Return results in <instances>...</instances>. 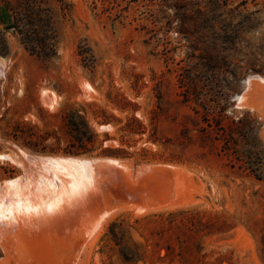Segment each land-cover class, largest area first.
Listing matches in <instances>:
<instances>
[{
    "label": "rangeland",
    "instance_id": "374dc122",
    "mask_svg": "<svg viewBox=\"0 0 264 264\" xmlns=\"http://www.w3.org/2000/svg\"><path fill=\"white\" fill-rule=\"evenodd\" d=\"M219 1L210 25L240 34L226 65L201 73L200 51L189 57L171 0H0L10 14L0 21V205L11 207L13 192L26 205L58 180L78 189L75 201L96 193L91 222L64 206L72 217L48 250L59 264H264V159L248 154L254 143L264 154V0ZM30 16L39 54L27 35ZM187 75L217 76L225 90L197 96ZM208 108L228 116L224 127L246 114L253 120L247 139L236 135L241 157L201 140ZM72 112L96 134L89 153L66 152ZM75 157L107 168L98 184L76 188V177L47 160ZM113 221L119 244L106 235ZM4 228L0 264H32L25 231Z\"/></svg>",
    "mask_w": 264,
    "mask_h": 264
},
{
    "label": "trees",
    "instance_id": "16d2710c",
    "mask_svg": "<svg viewBox=\"0 0 264 264\" xmlns=\"http://www.w3.org/2000/svg\"><path fill=\"white\" fill-rule=\"evenodd\" d=\"M156 1L161 5H165L169 0H151ZM171 6L175 10L176 18L179 16L183 19L181 34L189 41L192 54L189 55L190 58H193V53L195 51H200V54L197 56L199 59L198 64L194 68H200L201 73L205 72H215L219 70L223 65H226L228 54L227 51L232 49L235 45V42L239 36L238 30H233L232 33H227L224 31H219L213 29L211 26L216 20L215 18L220 16L222 10V5L219 0H171ZM184 4V5H182ZM124 9V11H127ZM72 4L67 8L68 11H71ZM7 18H10L8 10L3 8L0 5V21L3 23L6 22ZM32 17L26 18V25L28 26L29 39L34 42V51L39 54L41 50L40 44L42 43L40 32L34 31L33 27L35 24L31 21ZM211 24V25H210ZM188 25V27H185ZM210 26V31L203 32L204 26ZM9 26V25H8ZM12 26H15L13 23ZM196 29H193L195 28ZM195 37L194 39H192ZM188 86L194 94L201 96L202 93L206 91L215 90L216 92H223L225 90L224 85L222 84L219 77L213 79L206 78L205 80L196 81L191 78L190 75H187ZM197 88H200V91H196ZM217 89V90H216ZM199 99V98H198ZM189 102V99L185 100ZM196 114H199L195 111ZM203 117H209L210 119L206 120L207 127L204 129H196L199 132V137L203 141L209 140L210 143H222L221 149L225 155L229 156L230 154H236L241 157L240 150L238 149V137L241 136L243 139H247V133L253 130L252 119L249 115H244L238 120H232V125L224 127L222 121L227 118L223 111L213 112L209 108L203 114ZM195 120V119H194ZM65 126L69 133L70 144L66 149L67 153L70 154H85L93 151V145L95 143L96 134L92 130L87 118L84 115L79 113H70L65 117ZM190 132L189 129H185L183 135L188 136ZM238 137L236 138V135ZM258 143L251 146L248 154L255 160L262 161L264 156L262 151H256L255 148H258ZM248 156V155H247ZM239 157V158H240ZM240 160V159H238ZM242 161V159H241ZM258 179H261V175H255ZM119 226L117 221H113L106 233L111 240L115 241L117 244L120 242V237L116 232V228Z\"/></svg>",
    "mask_w": 264,
    "mask_h": 264
},
{
    "label": "bare ground",
    "instance_id": "6f19581e",
    "mask_svg": "<svg viewBox=\"0 0 264 264\" xmlns=\"http://www.w3.org/2000/svg\"><path fill=\"white\" fill-rule=\"evenodd\" d=\"M28 157H30V156H28ZM47 160H49V163H51V165H53L56 168L55 169L56 172L60 173L61 170H64V171L67 170L66 173L69 177L70 176L76 177V179H78L77 180L78 185L76 188L81 187L84 189L92 183L98 184L97 180L100 177H103L104 171L107 170V168L105 169L103 165H100V163H98V161L95 162V160H92V159L75 157V158H56V160L55 159H53V160L47 159ZM59 164H61L63 167L61 165L60 166L62 168L60 166H58ZM64 166L68 167V168L66 169V168H64ZM58 173H57V175H60ZM63 173L65 174V172H63ZM58 179H56V180H58ZM61 182H62V180L61 181L58 180V182L56 183L57 185H54V183H52L53 187L48 186V184H46V182H43L46 184L42 188L44 190V195L43 194H42L43 196L41 194H40V196L38 195L40 198L38 197L37 199H31L30 198L31 200L29 202L27 199V201H25V203L28 202L26 205H22L21 199L18 201V196L16 197L15 192H13V187L16 183L14 185L12 183L6 184L9 188L8 191H12L14 195L8 193L11 196H8L7 198L12 197L11 200L9 199V202L12 204L11 207H8V209L7 208L4 209L0 205V235H2L3 232L6 230L5 228H4V230H2L1 228L6 227L7 225H9V223H11V225H14V226L16 223L19 224V226L26 233V235H24V236L27 237L30 242H32V245L30 244L32 249H33L32 252H30L27 249V251H28V252H26L27 256L25 255L26 257H28V259H31L30 261H32V264H59L58 260H56L54 253L52 252L53 256H50V253L48 251V250H51V248H52L51 247L52 241L50 242V240H49L50 237L53 236L52 233L53 232L56 233L59 224H61V221L63 220V218H66V216L67 217L69 216V219H70V217L74 216L75 218H78L82 221H90L91 220V218H89L90 213H94L96 211V207H95L96 205H94V200L97 199L95 191H93V192L91 191L89 193L90 195L87 198H82L84 196H81V199L79 198L78 201L77 200L75 201V199H76L75 193H76V190H78V189L74 190V188H71V186L68 185L69 187H67V186H65V184L63 185ZM23 184H25V183H23ZM32 184L33 183H31L29 185H32ZM35 186H36V184H35ZM19 188H20V186H19ZM8 194H6V195H8ZM78 196L80 197V195H78ZM0 202L2 203V199L0 200ZM71 203H73V205ZM74 203H75V205H74ZM7 204H9V203H7ZM65 205H66L67 209L69 208L67 213H69V210L71 208L72 209L74 208V212H72V216L63 212L64 211L63 208ZM94 207H95V209H94ZM1 223H2V225H1ZM81 223H80V225H81ZM87 224H88V222H87ZM66 229H68V228H66ZM66 229L64 228V230H66ZM20 231H21V229H20ZM35 231H37V233ZM61 231H62V229H61ZM59 233H61V232H59ZM37 235H38V237H36ZM11 236H13V235H11ZM24 236L22 238H24ZM16 237H18V236H16ZM58 238H59V236H58ZM54 239H55V237H54ZM38 240H40V243H38L39 242ZM22 241H23V239H22ZM56 243L59 244L58 241H56ZM61 244L63 246H65V242L63 240H62ZM37 252H39L40 254L38 253L39 254L38 255ZM24 253H25V251H24ZM57 257H59V256H57Z\"/></svg>",
    "mask_w": 264,
    "mask_h": 264
},
{
    "label": "snow or ice",
    "instance_id": "6c2138e0",
    "mask_svg": "<svg viewBox=\"0 0 264 264\" xmlns=\"http://www.w3.org/2000/svg\"><path fill=\"white\" fill-rule=\"evenodd\" d=\"M0 159H3V157H0Z\"/></svg>",
    "mask_w": 264,
    "mask_h": 264
}]
</instances>
